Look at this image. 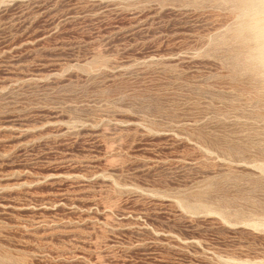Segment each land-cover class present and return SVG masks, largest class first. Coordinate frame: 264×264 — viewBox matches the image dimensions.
<instances>
[{
  "label": "rangeland",
  "instance_id": "rangeland-1",
  "mask_svg": "<svg viewBox=\"0 0 264 264\" xmlns=\"http://www.w3.org/2000/svg\"><path fill=\"white\" fill-rule=\"evenodd\" d=\"M247 14L0 0V264H264V82L233 61Z\"/></svg>",
  "mask_w": 264,
  "mask_h": 264
},
{
  "label": "bare ground",
  "instance_id": "bare-ground-1",
  "mask_svg": "<svg viewBox=\"0 0 264 264\" xmlns=\"http://www.w3.org/2000/svg\"><path fill=\"white\" fill-rule=\"evenodd\" d=\"M231 1L248 9V18L244 22L241 21L242 23L232 31L238 42L237 47L235 46L236 54L232 55L236 58V66L256 77L259 75L264 82V0ZM259 84L261 85V82Z\"/></svg>",
  "mask_w": 264,
  "mask_h": 264
}]
</instances>
